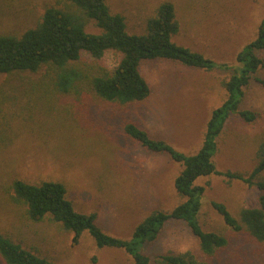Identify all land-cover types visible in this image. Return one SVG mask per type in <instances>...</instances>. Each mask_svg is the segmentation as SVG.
<instances>
[{
  "label": "rangeland",
  "instance_id": "374dc122",
  "mask_svg": "<svg viewBox=\"0 0 264 264\" xmlns=\"http://www.w3.org/2000/svg\"><path fill=\"white\" fill-rule=\"evenodd\" d=\"M163 2L175 6L180 24L173 42L231 68L205 71L164 59L142 61L140 72L152 92L147 100L129 104L103 100L88 82L68 94L34 88L46 68L0 74V233L4 236L57 264H133L124 250L98 248L88 232L73 245V234L60 223L31 221L26 207L13 199L11 186L16 179L63 183L76 211L96 213L98 226L123 240L132 239L135 227L152 212L171 211L184 201L174 187L181 164L167 154L148 151L125 134L124 126L134 122L186 155L197 152L213 110L227 99L223 81L234 72L242 48L257 36L264 0H109L108 5L112 13L124 16L129 34L139 35L146 32L147 20ZM57 5L58 0H0V34H22L36 26L48 7ZM86 31L102 33L94 21ZM257 55L264 57V52ZM121 58L113 50L100 60L83 52L77 66L93 73L99 67L113 70ZM256 75L264 77V68ZM240 108L255 111L257 120L246 123L237 115L226 120L213 160L219 172L249 175L264 141V89L254 78ZM253 182L248 185L218 174L196 181L206 188L199 220L205 230L228 237L223 251L204 255L184 222H169L146 245L145 253L154 258L192 251L209 264H264V244L246 232H232L211 205L223 202L235 216L242 208L257 206V184L264 182V173ZM0 264H5L1 258Z\"/></svg>",
  "mask_w": 264,
  "mask_h": 264
},
{
  "label": "trees",
  "instance_id": "16d2710c",
  "mask_svg": "<svg viewBox=\"0 0 264 264\" xmlns=\"http://www.w3.org/2000/svg\"><path fill=\"white\" fill-rule=\"evenodd\" d=\"M58 1L59 5L45 10L35 27L20 35L0 34V74L36 73L46 68L42 81L34 88L68 94L76 92L80 84L88 82L92 91L103 100L129 104L147 100L152 92L150 84L140 72L142 61L164 59L205 71L231 68L227 64H216L201 53L172 41V37L180 30V24L175 6L170 2L161 3L155 14L147 20L146 32L136 35L126 31L124 16L111 12L109 0ZM90 21H94L102 33L87 32L86 26ZM109 50L122 54L113 70L99 67L93 73L77 66L83 52L100 60ZM260 51L264 52V17L256 38L242 48L237 55L238 64L234 72L222 83L228 94L227 99L213 110L206 124L203 143L197 152L186 155L166 141L152 138L147 130L134 122L124 126L125 134L148 151L167 154L172 161L182 166L174 180V187L184 201L171 211H154L146 216L135 227L132 239L123 240L105 233L98 226L97 214L94 212L87 214L76 211L61 182L30 184L16 179L11 186L14 201L26 207L27 217L35 223L47 219L60 223L73 234V245H77L83 234L88 232L98 248L124 250L133 259V264H209L192 251L151 258L145 253V248L158 238L169 222H184L197 237L204 255L213 256L229 245L224 233L203 228L199 216L206 188L196 184V181L200 177L218 174L229 180L253 185L254 179L264 173V141L258 149L257 165L249 175L230 170L219 172L213 160L217 139L226 120L237 115L244 122L253 123L258 118L255 111L241 109L240 106L253 78L264 89V77L256 75L259 68H264V57L257 55ZM257 185L260 189L257 206L242 208L238 216L223 202L212 201L211 205L232 232H246L264 244V182H258ZM0 258L5 264H57L2 233Z\"/></svg>",
  "mask_w": 264,
  "mask_h": 264
}]
</instances>
